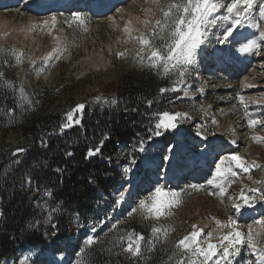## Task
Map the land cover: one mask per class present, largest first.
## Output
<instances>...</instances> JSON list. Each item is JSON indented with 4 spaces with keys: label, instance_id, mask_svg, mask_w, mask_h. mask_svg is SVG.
I'll use <instances>...</instances> for the list:
<instances>
[{
    "label": "rangeland",
    "instance_id": "1",
    "mask_svg": "<svg viewBox=\"0 0 264 264\" xmlns=\"http://www.w3.org/2000/svg\"><path fill=\"white\" fill-rule=\"evenodd\" d=\"M167 2L168 0H160L162 6ZM231 2L232 0H224L225 4ZM261 2L262 0H256V4L250 10L251 23L246 21L242 27L236 29L237 39L241 42L244 41V37L252 38L255 34L257 36L262 28L264 29V19H261L259 9ZM77 3L78 1L74 0L71 3L73 6H67L69 9L64 10L53 7L56 10L47 11L39 16L22 10V0L0 9V48L14 49L24 54L22 63L17 64L10 51L0 52V72L4 73L6 80L14 82L16 86L23 84L33 102L29 110L42 111L55 108L67 112L72 102L81 103L100 97L106 91L113 92L115 85L125 75L153 71L171 85L166 103L167 112L180 113L181 116L177 117L175 128L160 129L162 134L165 132L172 134L167 145H163L161 140L152 141L140 150L137 162H133L128 155L121 152L124 154L123 163L120 164L122 177L110 193L113 205L106 204L102 211H98V216H106L100 227L103 230L97 233L98 230L93 231L94 228H85L75 217L74 237L69 239V244L73 245L77 239L84 242L88 236L96 238L97 245L112 243L118 235L133 231L132 225L136 224L142 227V231L138 233L145 237V247H147L146 242L154 240L152 226L168 228L170 229L168 236L165 238L161 233L160 239L154 241V250L150 253L145 252L147 259L137 260V264H147L152 259L153 261L158 259L160 264H175L178 257L174 256L172 261L168 260L173 251H178L174 249L173 242L188 234L193 224L197 229L204 230L200 238L201 243L205 242L209 232L213 233L212 242L216 243L220 235L230 231L229 228L223 227L217 230L215 223L216 220L226 223L230 216L237 221L236 227L245 235L249 231V226L254 235L264 234V224L255 223L264 219V202L257 200L255 206L247 209L243 214L232 207L233 201L246 207L238 198L242 188L246 195L251 196L253 194L247 191L248 188L264 187V184L253 183V181H264V142L253 140L254 136L264 139V102H262L264 93L258 92H263L264 89L256 90L257 86L264 85V42L256 37L257 42L261 43L260 54H256L257 50L250 51L251 55L248 58L250 61L240 56V43L231 41L223 45L218 43L223 29L221 20L227 25L231 22L230 18L225 19L229 16L226 9H222L216 14L218 24L209 30L205 42L197 50L193 64L181 78L174 70L166 74L162 66L158 68L141 66L133 59L139 46L131 39L125 42L126 34L123 28L129 14L131 12L135 14L134 29L143 30V25L138 23L136 18L139 17L142 21L141 18H145V10L151 7L155 11L156 5L147 3L146 0H130L124 5H118L111 14L99 17L84 10L87 4L78 10ZM73 13H79L85 23L74 22ZM53 17H55L54 24ZM113 17L118 24L114 23ZM148 18L152 19V17ZM44 21L49 23L45 25ZM255 23L260 26L258 32ZM251 33L254 35H250ZM132 35H139V32H133ZM108 45L111 46V51L107 50ZM54 48L58 49V52L62 51L59 59L49 58L48 61H43L41 58L52 52ZM99 52L105 54L104 60L91 61L90 58L96 57ZM117 52H126V54L117 57ZM57 54L53 53L54 56ZM33 60L35 64L31 63ZM201 64H204L201 75L207 79V86H204V81L196 76L200 73ZM250 89L254 92H246ZM237 95H244L245 104L237 100ZM37 101L39 103H36ZM21 107L26 110V106ZM250 119L261 123L250 128L248 126ZM19 135L17 130L9 129L1 132V138H4L9 145L14 143ZM164 136L168 137V134ZM227 143H231L230 148L226 146ZM178 147L183 148L182 152L185 153L183 157L179 158L176 155ZM233 154L243 158L246 165L253 164V167L249 172H244L233 163L231 167L237 175L227 174L226 179L232 182L229 184L225 182V177H218L215 174L216 164L220 161V157ZM201 157L209 158L205 168L202 166ZM176 159H185L188 168L180 172L181 182L178 181L177 184L176 181L166 182L162 171L168 162L174 163ZM227 166L229 165L226 163L224 167ZM125 168L130 171L125 172ZM207 177L214 179L211 180L213 185L210 183L204 185ZM190 179L197 181L189 183ZM221 185L227 189L223 194L220 191ZM128 186L130 191L123 196V199L118 198L120 191L117 189L121 187L123 191ZM156 187L169 194H178V201L169 209L172 212L171 217H162L160 220L144 219L146 213L142 214L138 209L139 201L146 199ZM256 195L259 196V193ZM117 200H120L119 204L116 203ZM133 208L138 210L129 216L128 213ZM40 211L39 221L31 222L28 225L30 229L38 224L47 225L49 222L47 209L42 206ZM113 224L116 225L115 229L112 228ZM260 243L264 244V235L261 236ZM237 247L240 248V252L230 258L231 264H255L258 253L254 254L246 244ZM187 257H191V254H187ZM191 258L195 259V257ZM82 259L86 264L90 263L85 257L77 256L71 259L66 252L54 253L48 249L26 247L16 262L3 259L0 264H24L25 261L27 264H80ZM209 264L212 262L210 261Z\"/></svg>",
    "mask_w": 264,
    "mask_h": 264
},
{
    "label": "trees",
    "instance_id": "2",
    "mask_svg": "<svg viewBox=\"0 0 264 264\" xmlns=\"http://www.w3.org/2000/svg\"><path fill=\"white\" fill-rule=\"evenodd\" d=\"M161 88L167 91L161 93ZM170 88L166 79L153 71L125 75L99 102L96 98L72 102L71 108L85 106L75 117L81 122L63 131L64 110H24L16 106L13 91H0V261L16 262L26 247H37L66 252L71 259L85 257L89 264H137L136 258L113 248V243H95L86 249L88 255L82 256L79 250L84 243L77 239L70 245L68 241L74 237L75 217L85 228L97 233L103 230L100 221L106 216H98V211L106 204L113 205L110 193L122 177L124 154L137 162L141 148L152 141L170 142L171 132H165L166 137L160 129L159 136L149 131L154 129L156 114L168 111ZM112 99L117 104L104 103ZM9 129L20 133L10 145L1 138V132ZM96 147L99 153L86 158L88 149ZM17 148L24 151L13 155ZM42 206L51 220L30 229L31 222L39 221ZM132 229L142 231L136 224ZM147 264L160 263L152 259Z\"/></svg>",
    "mask_w": 264,
    "mask_h": 264
},
{
    "label": "snow or ice",
    "instance_id": "3",
    "mask_svg": "<svg viewBox=\"0 0 264 264\" xmlns=\"http://www.w3.org/2000/svg\"><path fill=\"white\" fill-rule=\"evenodd\" d=\"M146 2L154 4L157 7L155 11H153L151 7L146 9L145 18L142 21L139 17L136 18V21L143 25V30L134 29L132 27V20L127 21L123 28V32L126 34L125 42L131 39L139 46L133 59L141 66L146 65L149 68H158L162 66L166 74L174 70L183 78L188 67L193 64L197 50L205 42L209 30L213 29L214 26L218 24L216 14L222 9H226L229 16L225 17V19L230 18L231 22L223 27L222 36L218 39V43L222 45L230 41L240 43L241 47L239 51L249 52L257 50L256 54H260L259 49L261 48V43H258L254 37H244V41L241 42L237 39L236 33V29L242 27L246 21L251 23L252 17L250 15V10L256 4V0H232V2L228 4H225L224 0H168L167 4L163 6L160 0H146ZM259 9L261 19H264V0L260 3ZM157 13H159V15H157ZM73 17L74 22H79L80 24L85 23L79 13H73ZM148 17H152V19ZM52 22L53 24L55 23V17L52 18ZM43 23L47 25L49 22L44 21ZM256 27L259 28V24H257ZM133 32H139V35L134 36L132 35ZM258 35L259 41L264 42V29L260 30ZM7 51H10V54L15 57L17 64L22 63L23 53L14 49L9 50L0 48V52ZM53 53L58 54L54 56ZM60 54H62V51L58 52V49L54 48L52 52L46 54V56L41 59L43 61H48L49 58L59 59ZM125 54L126 52H117L116 56L123 57ZM31 63L35 64L36 62L33 60ZM8 89L13 91L17 107L26 106V110H28L33 106V102L29 94L25 91L23 84L21 83L19 86H16L14 82L6 80L4 78V73L0 72V91L6 92ZM165 91L167 90L164 88L160 89L161 93ZM100 100V97H96L97 102ZM237 100L241 104H245V98L243 96L237 95ZM36 103L39 102L37 101ZM104 103L115 105L117 101L115 99L110 101L105 100ZM149 103H151V101H149ZM84 107L83 104H77L75 107L70 108L65 113L66 122L61 123L60 130L63 131L73 124H79L81 122L80 119L75 117ZM8 111L11 112L12 109ZM156 116L157 122L155 123L154 129L150 128L149 131L152 132L153 135L159 136L161 134L159 129L175 128V121L181 114H170L165 111L157 113ZM259 123H261V121L250 119L248 126L251 128ZM105 139H107L106 136ZM253 140L264 142V139L256 136L253 137ZM141 144H143V141H141ZM141 150L143 149L141 148ZM23 151V148H17L13 155ZM99 151V147L95 149L89 148L86 158L99 153ZM68 155H71V153H68ZM226 163L229 166L224 167ZM233 163L235 167L243 169L244 172H249L250 168L253 167V164L246 165V161L236 154L220 157L219 163L216 164V175L218 177H225V182L229 184L232 182L226 179L227 174H231L232 176L237 175L231 167ZM256 167L259 166L256 165ZM57 171L60 170L57 169ZM124 171L128 172L130 169L125 168ZM249 179H251V177H249ZM90 182H92L91 179ZM209 183L211 184L212 181H209ZM253 183L255 185H261L264 184V181H253ZM226 190L227 189L221 185V194ZM247 191L253 195H246L242 188L238 197L243 201V205L246 207H242L240 203L233 201L232 207L235 210L241 211V214L247 209L253 208L257 200L264 202V187H250ZM256 193H259V196H257ZM46 195H50V193L46 192ZM209 195H213V193H209ZM169 196H171V198H168ZM121 199H123V193H121ZM177 201L178 194H169L163 192L160 187H156L146 199H141L139 201L138 209L142 214L146 213V215L143 216L144 219L160 220L162 217L167 218L172 216V212L169 209L173 207ZM116 203L119 204L120 200H117ZM138 209L133 208L128 215L132 216ZM53 211H56V209H53ZM51 218V215H49L48 219L51 220ZM103 222L104 221H100V223ZM215 223L217 225V230L223 227L229 228L230 231L220 235L216 243L212 242L213 233L209 232L207 233L205 242L201 243L200 238L204 230L197 229V226L193 224L191 225L192 230L188 232V234L173 242L174 249L178 251H173L172 255L168 257V260L172 261L173 257L176 256L178 258L175 264H209L210 261L212 264H231L230 258L236 256L240 252V248L237 246L246 244L254 254L258 253L255 264H264V244L260 243V238L264 234L257 233L254 235L251 226H249V231L247 235H245L238 230L236 227L237 221L231 216L226 223H222L220 220H216ZM255 223L264 224V219L255 221ZM53 227H55V225H53ZM112 228L115 229L116 225L113 224ZM94 230L95 229H93V231ZM169 230L168 228L162 229L161 227L152 226L151 232L154 240L147 241V247H145V237L141 233H136L134 231L124 232L118 235L112 242L113 248H120L121 252L127 254L130 258H136L137 260L147 259L144 255L145 252H152L155 248L154 241L160 239L161 233L166 238L169 234ZM96 242V238L93 236L86 237L83 242L84 246L80 248L79 254L82 256L88 255L86 249L91 248ZM111 251L112 249H109V252ZM179 253H183V255H179ZM189 253L191 257H195V259L187 257ZM24 264H27V261H25ZM80 264H86V261L82 259Z\"/></svg>",
    "mask_w": 264,
    "mask_h": 264
},
{
    "label": "bare ground",
    "instance_id": "4",
    "mask_svg": "<svg viewBox=\"0 0 264 264\" xmlns=\"http://www.w3.org/2000/svg\"><path fill=\"white\" fill-rule=\"evenodd\" d=\"M0 1H3V0H0ZM11 1H17V0H10V3H12ZM74 0H22V6H21V9L26 11V12H29L31 15H34V16H39V15H42L44 13H46L47 11H50V10H56V9H53V7H55L56 5L60 4H64L63 6H70L72 5L71 3L73 2ZM76 1V0H75ZM78 3H77V6H79V9L77 7L78 10L81 9V7H84L86 4V8L84 7V10L88 11L89 13H93L95 16H99V17H103V16H106L107 14H111V11H113L118 4H116V6L114 8H112L111 10L107 11V7H111L109 6L113 0H77ZM117 1V0H116ZM130 0H127V2H129ZM126 2V3H127ZM118 3H121V2H118ZM9 6V5H8ZM11 6V4H10ZM73 6V5H72ZM4 8H7L6 7H3V8H0V9H4ZM83 9V8H82ZM130 13V12H129ZM105 14V15H104ZM103 15V16H102ZM135 14H132V12L129 14L128 16V19L127 21L129 20H132L133 21V24H132V27L133 28H136L135 26V23H134V16ZM115 17V16H114ZM113 17V20H114V23L115 24H118V21L116 20V18ZM144 17V16H143ZM127 18V17H126ZM136 18V17H135ZM143 20V18H141ZM31 20V19H30ZM29 21V20H28ZM226 24V22H224L223 20H221V27L223 28ZM255 26L257 25L256 23L254 24ZM116 26V25H115ZM138 28V27H137ZM140 29V28H138ZM263 29V28H262ZM261 29V30H262ZM260 30V29H259ZM258 28H257V32L259 31ZM250 35H254V34H250ZM257 36L259 37V35L257 34ZM256 34L255 36H253L255 39H257L256 37ZM252 37V38H253ZM107 50L108 51H111V46L108 45L107 46ZM252 53V52H251ZM250 51L249 52H242L240 51V56L243 58V59H246V60H249L248 58L250 57ZM105 58V54L102 52V53H97L96 54V57H91L90 60L91 61H103ZM252 58V57H251ZM89 60V61H90ZM245 61V60H244ZM250 61V60H249ZM248 62V61H247ZM253 66V65H252ZM243 69V68H242ZM248 74V73H247ZM198 76V75H196ZM203 78V76H202ZM263 81V80H261ZM264 83V82H263ZM234 87V86H233ZM257 89L256 90H263L264 89V85H259L256 87ZM232 90V89H231ZM229 91V90H228ZM253 91L252 89L250 90H247L246 92H251ZM254 92V91H253ZM259 94H262L264 93V91L260 92L258 91ZM257 93V92H256ZM255 94V93H254ZM244 96V95H243ZM252 96V95H251ZM224 100V99H223ZM230 100V99H229ZM227 147H231V143H227L226 144ZM233 146V145H232ZM182 147H179L177 148V151H176V155H178V157H183L185 155V153L182 152ZM212 152V151H211ZM210 153V152H209ZM175 154V153H174ZM203 159L202 161V166L205 168V165H207V162L209 160L206 159L205 157H201ZM219 163V162H218ZM186 162H185V159L184 160H179V159H176L174 163H169L165 165L164 169H163V173H164V179H166V182H175L176 179L178 177L181 176V173L182 171L186 170L188 168L187 165H185ZM199 165V164H197ZM190 171V170H188ZM216 174V172H215ZM214 176V175H213ZM215 177V176H214ZM212 177V178H214ZM217 177V176H216ZM206 181L204 182V185L205 183H208L209 184V181H214V179H211L208 177L205 179ZM197 180H194V179H190L188 180L189 183L193 182L195 183ZM192 183V184H193ZM197 184V183H196ZM202 184V183H201ZM203 185V184H202ZM213 185V184H211ZM118 188V187H117ZM130 186L126 187L125 190H121L122 188L119 187L117 189V191H120V193L117 195L118 198L121 197V193H123V196L126 195V193H128L130 190H129Z\"/></svg>",
    "mask_w": 264,
    "mask_h": 264
}]
</instances>
